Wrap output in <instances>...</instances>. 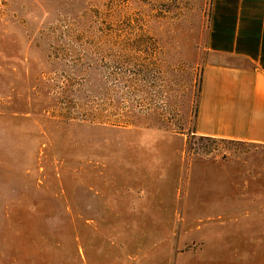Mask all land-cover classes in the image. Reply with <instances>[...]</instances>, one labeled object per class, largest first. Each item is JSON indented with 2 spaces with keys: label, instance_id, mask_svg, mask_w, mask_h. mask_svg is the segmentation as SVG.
I'll return each instance as SVG.
<instances>
[{
  "label": "rangeland",
  "instance_id": "rangeland-1",
  "mask_svg": "<svg viewBox=\"0 0 264 264\" xmlns=\"http://www.w3.org/2000/svg\"><path fill=\"white\" fill-rule=\"evenodd\" d=\"M211 2L0 0V264H263L264 146L194 133Z\"/></svg>",
  "mask_w": 264,
  "mask_h": 264
},
{
  "label": "crops",
  "instance_id": "crops-1",
  "mask_svg": "<svg viewBox=\"0 0 264 264\" xmlns=\"http://www.w3.org/2000/svg\"><path fill=\"white\" fill-rule=\"evenodd\" d=\"M194 133L264 146V0H212Z\"/></svg>",
  "mask_w": 264,
  "mask_h": 264
}]
</instances>
